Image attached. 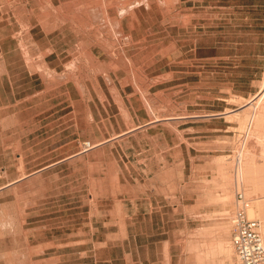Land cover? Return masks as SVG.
I'll return each instance as SVG.
<instances>
[{
  "label": "rangeland",
  "instance_id": "374dc122",
  "mask_svg": "<svg viewBox=\"0 0 264 264\" xmlns=\"http://www.w3.org/2000/svg\"><path fill=\"white\" fill-rule=\"evenodd\" d=\"M263 88L264 0H0V264H237Z\"/></svg>",
  "mask_w": 264,
  "mask_h": 264
},
{
  "label": "bare ground",
  "instance_id": "6f19581e",
  "mask_svg": "<svg viewBox=\"0 0 264 264\" xmlns=\"http://www.w3.org/2000/svg\"><path fill=\"white\" fill-rule=\"evenodd\" d=\"M111 9L112 8H110V10H109V12L111 11ZM81 10H83V9H81ZM103 10H104V8H103ZM98 12V11H97ZM100 12V11H99ZM107 12V10H105L104 11V14ZM102 13H103V11H102ZM84 14H85V16L86 17H83V18H81V16H80V14H78V15H76V16H71V15H65L64 17H63V20H61V21H63V24L65 25V24H68V25H73L74 26V22H76V21H79L80 19H81V21H83V20H85V21H87L88 22V18L90 17H88V13L87 12H85L84 11ZM97 14V13H96ZM95 14V15H96ZM100 14V13H99ZM116 14L118 15V18H116L113 22L115 23V27H117V29L120 31V32H123V25L121 24V19H123V17L122 16H120L119 15V13H117V11H116ZM98 16V15H97ZM122 17V18H121ZM60 18V17H59ZM61 19V18H60ZM59 19V20H60ZM60 24V23H59ZM63 26V25H62ZM64 28V27H63ZM67 28V27H66ZM71 28V27H70ZM73 28V27H72ZM65 32V31H64ZM69 35V34H68ZM64 79V78H63ZM72 79V75H69V76H67V78L66 79H64V81H59L60 82V84H64V83H66V84H68L69 82H70V80ZM64 82V83H63ZM256 98H258V100H257V102H258V104H259V107H258V109H256V111H255V109L253 110V111H255V112H253L252 113V117L254 118V120H255V125H256V130L258 129V126L259 125H263V123H264V88L261 90V92L256 96ZM252 102V101H251ZM254 107V106H253ZM252 112V111H251ZM251 116V115H250ZM249 118V117H248ZM252 119V118H251ZM253 120V121H254ZM263 137H264V133H263ZM249 150V149H248ZM245 154V153H244ZM244 154H242L241 155V158H240V164H239V172H238V179L240 180L239 182H241V181H243V178L244 179H247V181L249 182H252L251 184H252V186L254 187V189H252V190H254V191H252V192H255L254 194L256 195V197H255V199H256V201L255 200H253V201H255L254 202V205H252L251 207H249L248 208V215L250 216V217H255L256 218V215H257V213H259L260 214V219H263V221H262V228H261V230H262V233H263V236H264V190L263 189H261V187H262V183H264V170L262 169H259V167H258V163H257V160H256V157H254V156H248V154L247 155H244ZM262 168H264V166L262 167ZM236 176V175H235ZM246 177V178H245ZM247 181L245 182V180L243 181V182H245L246 184H247ZM249 182V183H250ZM237 183V182H236ZM244 183V184H245ZM248 185V184H247ZM241 186H243V184L241 185ZM251 186V185H250ZM239 187H240V185H239ZM252 187V188H253ZM241 188V187H240ZM242 189V188H241ZM240 189V190H241ZM251 193V192H250ZM253 194V193H252ZM250 201H252V198H251V200ZM251 203V202H250ZM253 204V203H252ZM259 216V215H258ZM257 216V217H258ZM261 216H262V218H261ZM204 236V235H203ZM201 240V239H200ZM202 242V241H201ZM204 242V241H203ZM209 243V242H208ZM203 246H204V244H203ZM198 247V246H197ZM193 248H194V246H193ZM201 248V247H200ZM222 248H224L225 249V247L223 246ZM226 249H228L227 247H226ZM225 249V250H226ZM228 250H230V249H228ZM228 250H226V251H228ZM206 253V252H205ZM228 253H230V251H228ZM217 264V263H216Z\"/></svg>",
  "mask_w": 264,
  "mask_h": 264
},
{
  "label": "built area",
  "instance_id": "2783aa9c",
  "mask_svg": "<svg viewBox=\"0 0 264 264\" xmlns=\"http://www.w3.org/2000/svg\"><path fill=\"white\" fill-rule=\"evenodd\" d=\"M90 141L84 146H90ZM250 201L243 190L238 191L237 207L232 216L231 242L237 264H264V236L258 219L248 215Z\"/></svg>",
  "mask_w": 264,
  "mask_h": 264
}]
</instances>
